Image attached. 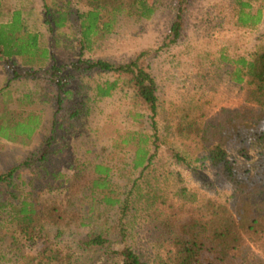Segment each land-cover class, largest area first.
<instances>
[{"label": "trees", "instance_id": "16d2710c", "mask_svg": "<svg viewBox=\"0 0 264 264\" xmlns=\"http://www.w3.org/2000/svg\"><path fill=\"white\" fill-rule=\"evenodd\" d=\"M192 1L175 0L174 19L159 48L143 49L123 63L104 59L88 61L83 58L84 50L93 35L100 30H110L121 14L137 21L151 18L157 12L160 0H91L94 7L82 21L80 58L70 63L53 62L47 67L28 63L39 64L48 59L50 52L41 46L40 36L28 29L20 10L13 12L11 21L0 25V62L8 64L10 81H35L43 100L57 107L56 115H60L36 151L0 173L4 196L0 197V207L8 214L3 219L11 225L10 234L15 242L42 243L37 264L72 261V257L63 254L58 244L47 236L46 230L48 226L60 228L74 224L88 227L87 232L75 237L73 242L81 250L100 251L99 261L94 264H152L127 238L128 218L141 209L148 217L143 230L145 238L161 256V252L164 253L163 264H264V44L250 56L222 57L232 66L231 80L242 89L238 106L220 111L215 122L208 118L205 109H199L191 114L189 122L177 125L178 135L186 137L187 134L186 138H191L204 153L196 160L200 163L208 161L216 175H222L227 181L233 196L230 203L201 198L198 192L190 191L185 185L180 172L171 176L168 200L157 192L144 193L142 180L133 177L135 172L145 174L152 168L153 147L160 146L157 123L161 107L160 85L152 72V58L160 50L180 41L185 14ZM248 6L250 4L244 1L239 4L238 23L254 27L261 22L264 8L246 11ZM58 14L55 24L64 26L68 20L66 10L58 11ZM24 57L28 62L24 59L20 66L17 61ZM88 71L113 77L95 86L94 100L110 97L122 89L130 91L136 104L148 112L154 134L134 135V139L139 138V143L128 164L130 177L125 184L118 181L114 168L120 165L110 162L83 168L72 165L74 177L62 199L50 202L39 196L16 198L12 189L16 174L34 166L37 161H49L56 124L59 128H67L65 121L77 124L88 113L91 98L84 99L85 86L72 87L71 81L72 78L82 81ZM40 124V116L34 112L18 117L13 109L0 111V137L4 139H31ZM128 140L129 137L125 139ZM227 147L237 149L246 160L252 158V165H239ZM172 152L177 163L190 165L180 152ZM11 197L12 201L6 203ZM157 198L164 199L161 205ZM99 206L104 207L100 212L96 211ZM113 210L117 217L110 221ZM119 241L123 242L120 247ZM1 252L0 264H5Z\"/></svg>", "mask_w": 264, "mask_h": 264}, {"label": "rangeland", "instance_id": "374dc122", "mask_svg": "<svg viewBox=\"0 0 264 264\" xmlns=\"http://www.w3.org/2000/svg\"><path fill=\"white\" fill-rule=\"evenodd\" d=\"M160 1L157 12L151 18L137 21L121 14L110 30H100L92 36L83 58L88 61L104 59L123 63L130 61L143 49L159 48L172 25L175 3V0ZM241 1L250 4L245 7L246 11L255 12L259 7L264 8V0H193L185 14L180 41L153 56L152 72L160 85L161 107L157 118L160 146L153 147L155 156L152 168L145 174L135 172L133 176L142 180L144 193L157 192L168 200L166 198L171 196L172 189L171 176L180 172L185 185L190 191L198 192L201 198H215L227 203L233 199L227 181L222 175H216L215 170L207 164L208 161L200 163L196 160L203 157L204 153L191 142V138H186L187 134L186 137L178 135L177 125L189 122L191 114L199 109H205L208 118L215 122L220 111L239 105L242 89L231 80L229 72L232 66L222 57L250 56L264 44V12L258 25L241 26L237 14ZM91 3V0H3L0 25L11 21L13 12L20 10L28 29L40 36L41 46L50 52L48 59L39 64L30 63L25 57L19 58L17 63L21 66L26 60L29 65L47 67L53 62L60 64L78 60L81 54L80 41L83 39L82 21L94 7ZM63 10H66L68 20L64 26H57L55 21L58 11ZM10 77L8 64L0 62V111L13 109L18 117H26L34 112L40 116L41 124L31 139L19 137L8 140L0 137V173L36 151L52 129L54 120L60 116L56 115L57 107L43 100L41 89L35 81H10ZM109 78L113 77L95 71H88L82 81L72 78V87L85 86L84 99L91 98L89 111L77 124L65 121L67 128H59L56 124V138L49 161H37L34 166L16 174L12 184L16 198L39 196L50 202L62 199L74 177L72 165L77 168L101 162L120 165L114 168L115 178L125 184L130 177L128 164L135 156V145L139 143V138L134 139V135H152L154 130L148 112L136 104L130 91L119 89L110 97L93 99L95 86ZM127 137L130 140L125 141ZM227 148L239 165H252V158L246 160L238 154L237 149ZM172 150L184 155L190 165L177 163ZM0 197H4L1 187ZM157 199L159 204L164 200ZM10 201L12 197L6 203ZM103 208L99 206L96 211L100 212ZM4 215L8 214L3 213L0 207V252H3V262L37 264L42 243L15 242L10 234L11 225L3 219ZM116 217L114 211L109 220L114 221ZM128 220L127 238L130 244L152 264H163L161 257H164V253L161 252V256L145 238L143 230L148 217L143 210L138 214H130ZM87 230L86 226L74 224L60 228L48 226L46 231L63 254L72 257V261H65L66 264H94L99 261L100 251L81 250L73 242L75 237L84 235ZM122 243L119 241L118 247Z\"/></svg>", "mask_w": 264, "mask_h": 264}]
</instances>
